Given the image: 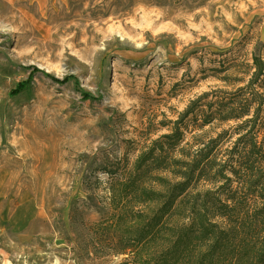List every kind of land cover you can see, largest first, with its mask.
Returning <instances> with one entry per match:
<instances>
[{"label": "rangeland", "instance_id": "obj_1", "mask_svg": "<svg viewBox=\"0 0 264 264\" xmlns=\"http://www.w3.org/2000/svg\"><path fill=\"white\" fill-rule=\"evenodd\" d=\"M248 83L264 0H0V264H159L175 234L130 243L157 203L136 228L113 204L161 138L234 141V121L198 126Z\"/></svg>", "mask_w": 264, "mask_h": 264}, {"label": "trees", "instance_id": "obj_2", "mask_svg": "<svg viewBox=\"0 0 264 264\" xmlns=\"http://www.w3.org/2000/svg\"><path fill=\"white\" fill-rule=\"evenodd\" d=\"M254 62L262 63L260 58ZM262 75L263 70L255 72L252 85ZM26 85L20 84L18 92ZM250 85L216 102V111L198 126L203 129L216 119L234 121V141L229 130L187 147L180 132L161 138L157 142H164L162 146L145 153L131 170L123 207L119 201L112 203L119 216H131L132 228L138 227L136 209L157 203L150 221L130 243L149 244L162 233L175 234L173 246L167 249L165 240L157 248L159 264H264V87L256 91ZM190 109L182 120L195 112ZM153 170L173 177L165 191L146 188L143 180Z\"/></svg>", "mask_w": 264, "mask_h": 264}]
</instances>
